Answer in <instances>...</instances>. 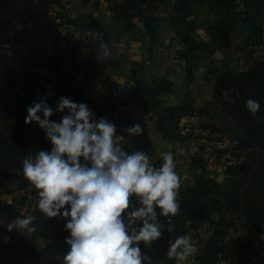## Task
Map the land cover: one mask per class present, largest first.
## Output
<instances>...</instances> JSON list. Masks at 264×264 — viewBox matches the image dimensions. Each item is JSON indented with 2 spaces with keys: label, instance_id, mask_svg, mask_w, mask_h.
<instances>
[{
  "label": "crops",
  "instance_id": "crops-1",
  "mask_svg": "<svg viewBox=\"0 0 264 264\" xmlns=\"http://www.w3.org/2000/svg\"><path fill=\"white\" fill-rule=\"evenodd\" d=\"M123 1L59 0L52 12L62 15L61 32L71 39L87 38L95 43L97 58L79 72L68 69L60 77L49 76L47 91L73 100L88 98L86 105L95 118L104 117L114 123L117 135L127 136L125 128L136 124L130 117V109L143 104L149 112L147 123L141 126L144 132L128 139L124 147L129 152L145 151L157 167L164 155L173 154L180 188L179 212L172 221L174 231L170 243L176 236L186 235L199 249L185 264L210 261L216 249L213 233L220 217L226 219V213L230 214V221L225 223L218 245L225 246L231 239L245 242L247 249L236 264H264V219L259 221L257 231L249 234L243 227V214L226 210L227 204L215 190L226 178L212 184L192 165V155L198 149L196 137L200 136L195 132L209 131L202 120L209 119L216 109L222 113L213 99L215 75L219 72L231 75L264 66V56L253 66L238 62L258 30L212 32V23L221 15L217 7H210L205 0H130L136 10L131 20L133 27H129L120 12L111 9ZM260 25L259 31L264 30V21ZM172 36H179L185 46L178 63L156 69L141 65L145 46L151 51L158 44L170 42ZM63 114H59V119ZM46 143L50 150L51 143L47 140ZM199 199H206L205 202L214 206L205 212L203 219L194 221L188 218L186 210ZM40 214L43 225L56 229L46 236L62 240L64 235H69L63 219H47ZM153 264L176 262L153 255Z\"/></svg>",
  "mask_w": 264,
  "mask_h": 264
},
{
  "label": "trees",
  "instance_id": "trees-1",
  "mask_svg": "<svg viewBox=\"0 0 264 264\" xmlns=\"http://www.w3.org/2000/svg\"><path fill=\"white\" fill-rule=\"evenodd\" d=\"M205 2L210 7H219L225 0ZM247 2L263 4L264 0ZM58 4L59 0H0V212L8 222L18 217L16 204L21 202L17 203L15 196L8 202L3 196L14 193L15 188L24 189L31 185L23 175L22 160L35 156L39 150H49L43 130L34 123H24L27 107L33 101L39 102L45 98L46 103L54 109L61 95L55 96L47 91L45 83L49 76L60 77L68 69L79 72L97 58L95 43L87 38L71 39L61 32L62 15L52 12ZM111 9L119 11L128 26L133 27L131 20L136 7L132 1L115 3ZM232 24L234 21L230 22ZM35 38H42L47 49L28 52ZM249 98L260 102V110L255 116L245 107V101ZM213 99L223 115L240 129L237 148L244 152L242 160L228 165L225 174L229 178L218 184L215 190L227 204L226 210L243 214V227L251 234L257 231L259 221L264 219V67H252L231 75L217 73ZM71 100L89 103L84 96ZM49 119L59 121V113H54ZM230 150L233 149H218L216 153L225 155ZM192 165L199 166L194 161ZM11 183L17 186L12 188ZM205 201L199 199L189 204L186 210L188 218L194 221L203 219L205 212L214 206ZM160 219L167 225L168 218ZM225 223V217L221 216L213 233L216 239L214 248L225 250L229 264H236L246 251L247 244L231 239L225 246L218 245L217 239L223 235ZM7 232L0 225V264H21L23 255L12 245ZM171 239L172 233L165 229L151 246L142 244V251L152 260L153 255L164 258ZM67 247L47 243L42 248H30L29 264H62Z\"/></svg>",
  "mask_w": 264,
  "mask_h": 264
},
{
  "label": "clouds",
  "instance_id": "clouds-1",
  "mask_svg": "<svg viewBox=\"0 0 264 264\" xmlns=\"http://www.w3.org/2000/svg\"><path fill=\"white\" fill-rule=\"evenodd\" d=\"M245 107L255 116L260 102L249 98ZM54 113L64 114L52 121ZM24 123H34L51 143L50 150L25 157L22 172L36 190L39 212L65 221L69 235L62 264H153L141 245L151 246L165 229L172 233L171 217L179 212L180 177L173 154L167 153L155 166L145 151L124 147L144 132L139 123L125 128L127 136L117 135L114 123L95 118L85 103L65 96L54 109L45 98L33 101ZM161 217L168 218L167 225ZM35 219L16 217L6 229L31 234ZM198 251L188 236L178 235L166 257L185 264Z\"/></svg>",
  "mask_w": 264,
  "mask_h": 264
},
{
  "label": "rangeland",
  "instance_id": "rangeland-1",
  "mask_svg": "<svg viewBox=\"0 0 264 264\" xmlns=\"http://www.w3.org/2000/svg\"><path fill=\"white\" fill-rule=\"evenodd\" d=\"M247 1L248 0H225L224 4L217 7L219 9V14L221 15L219 17L222 18L220 19L218 17V19L215 20L216 23H212L210 27L212 28V32H239L238 29L247 32L249 30L254 31L259 28L261 25L258 27V24H261L262 18L264 17V3L258 4ZM224 17L228 20L225 21ZM223 20L226 22L225 25L222 23L224 22ZM231 21H234V24L230 25L229 23ZM234 25H236V27H234ZM233 43L236 44L235 41ZM30 48L31 49H29L28 52L32 53L31 51L35 52L39 49L44 51L47 49V46L43 42L42 38H35L30 45ZM54 105L55 104L53 103L52 106ZM202 124L204 126L206 125L205 127H208L207 129L209 131H203L204 133L195 132V134H199L200 136L196 137L199 139L198 149H196V152H194L192 155V162L194 161L199 165L195 167L200 169L205 178H209L212 184H216L217 176L219 174H223L222 181H224L225 178H229L228 174H225V172L228 170V165L232 166L237 164L243 158L244 152H240L239 150L241 148H237L241 131L234 121L220 113L218 109L212 113L209 119H203ZM219 130H222V132ZM223 148H232L233 150H230L225 155L219 156L218 152L216 153V150ZM15 186H17L16 183H11L12 188H15ZM14 190H16L14 193L3 196L4 200L11 202V197L15 196L16 202H21L16 204V213L18 217L33 215L36 218L35 226L39 227V229H36L38 231L35 230V232L31 234H21L16 229L7 232L8 239L10 242H12V245L15 246L17 252H20V254L23 255L24 259H22L21 264H29V255L31 253L30 248H42L47 243L66 245L64 243L65 238L67 237L66 235H64L62 240L59 238L55 240L54 238L46 236L50 233H55L56 229L48 225H43L44 219L41 218L42 215L37 209L38 197L33 186L29 185L24 189L15 188ZM225 216H227L225 219L226 222H229L230 214L226 213ZM234 218L231 220H234ZM0 223H3V225H1L2 228L7 230L6 224L8 221L1 212ZM61 231L64 232L63 229H61ZM206 262L207 261H205L203 264Z\"/></svg>",
  "mask_w": 264,
  "mask_h": 264
},
{
  "label": "built area",
  "instance_id": "built-area-1",
  "mask_svg": "<svg viewBox=\"0 0 264 264\" xmlns=\"http://www.w3.org/2000/svg\"><path fill=\"white\" fill-rule=\"evenodd\" d=\"M149 46L143 49L141 65L152 69L168 67L176 64L185 52V46L179 36H172L170 42L161 43L148 51ZM264 56V30L258 31L253 35L252 43L247 50L238 58L240 65L253 66L255 61ZM130 117L142 127L147 123L149 112L143 104H136L130 109ZM213 259L207 264H229L225 250L215 249ZM211 257V258H212Z\"/></svg>",
  "mask_w": 264,
  "mask_h": 264
},
{
  "label": "water",
  "instance_id": "water-1",
  "mask_svg": "<svg viewBox=\"0 0 264 264\" xmlns=\"http://www.w3.org/2000/svg\"><path fill=\"white\" fill-rule=\"evenodd\" d=\"M222 178H223V174H220V175L218 176L217 180H218L219 182H221V181H222Z\"/></svg>",
  "mask_w": 264,
  "mask_h": 264
}]
</instances>
